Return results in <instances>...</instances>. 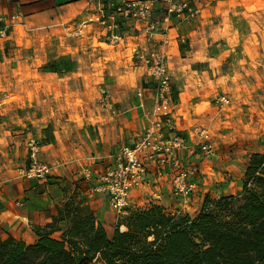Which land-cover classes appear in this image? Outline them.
Instances as JSON below:
<instances>
[{"label": "rangeland", "instance_id": "rangeland-1", "mask_svg": "<svg viewBox=\"0 0 264 264\" xmlns=\"http://www.w3.org/2000/svg\"><path fill=\"white\" fill-rule=\"evenodd\" d=\"M215 19L214 28L205 32V40L195 47L184 45L186 49L182 58L179 57L181 62L171 70L173 105L164 110L174 112L177 105H183L184 112L181 113L187 116L188 121L182 127H177L175 121L173 123L176 133L185 140L187 149L176 154L175 164L160 166L147 162L151 175L158 176L164 172L170 179L169 192L160 201L156 192L151 194L153 187H150L145 191L147 197L143 195L142 198L140 194L132 197L137 205L133 207V204H129L126 211L147 209L161 202L166 204L159 205L166 214L195 218L207 197L218 200L239 196L251 156L264 154V0L246 1L237 9L232 7V11ZM95 24L97 30H93ZM78 26H70L67 33L60 32L59 26L48 27L44 32L35 31L33 45L26 47L28 44L24 42L18 56H0V114L48 115L52 126L57 128L66 124L64 134L56 137L52 133L55 128L52 127L47 137L56 146L61 140L60 149L64 150L56 153L67 161L66 166L73 167L75 171L81 170L79 163L84 169L91 167L95 156L93 150L97 145L90 141L93 136L96 137L90 131V128H94V120L86 118L91 117L89 114H112V111L117 114L120 111L117 107L120 103H114L116 101L113 102L114 107H110L112 91L116 86L102 85L99 88L98 82L105 77L115 83L130 85L134 75L130 65L125 66V61L134 65L136 59L133 49L119 54L116 52L118 49H109L105 44L89 39L92 32L102 33L97 22H88L86 28H81L82 33ZM73 33L76 35H71ZM110 41L106 43H118ZM108 49L112 50V54L106 59L104 51ZM192 50L194 53H190ZM148 78L151 80L150 76ZM148 86L149 93H155V83L149 81ZM129 89L125 87V93ZM103 90H109V93H103ZM119 94L118 99L122 98L123 93ZM129 94H133V91ZM153 105L156 111L153 112L161 114L163 109H157L156 103ZM82 114L85 115L83 120L79 117ZM202 131L205 132L203 136ZM114 137L121 140L122 136ZM136 138L130 140L136 141ZM139 138L138 141L142 136ZM34 141L40 153L45 140L41 136L40 140ZM132 144L119 145L115 152H119L122 146L131 147ZM205 145L207 150L203 149ZM27 148V159L17 151L12 152L14 158L11 159L17 162L20 157L19 160L23 162L21 166L26 165L29 146ZM46 164L52 173L54 166ZM182 176L187 186L195 184L196 187L187 193L176 194L174 180ZM87 186L69 182L64 187L63 203L73 199L92 209V205L82 197ZM143 187L134 189L133 193ZM93 193L97 194L95 191ZM100 197L105 198V195ZM114 215L116 224L113 223ZM126 215H107L105 230L110 238L117 229L125 230L119 228V224ZM94 264L102 263L96 261Z\"/></svg>", "mask_w": 264, "mask_h": 264}, {"label": "crops", "instance_id": "crops-1", "mask_svg": "<svg viewBox=\"0 0 264 264\" xmlns=\"http://www.w3.org/2000/svg\"><path fill=\"white\" fill-rule=\"evenodd\" d=\"M122 1L0 0V30L6 31L5 37L0 36V56H18L24 48V42L28 44L26 47H30L31 44L33 45L35 31L44 32L48 27L54 28L55 26H59L60 32L67 33L71 28L70 26L79 25L78 29L82 33L81 28L83 26L86 28L87 22L98 16L102 8L105 9L107 14H111L114 11L115 5ZM179 1L188 3L190 7L198 9L199 14L189 19H183L174 15L170 24L163 25L159 33L153 36L152 40L155 43L148 40L144 33L145 25L142 22L125 20L123 18L118 19L120 23L119 34L122 39L117 44L111 45L106 43V41H110L109 35L101 28L99 29L102 33L90 32L89 39L93 41L97 40L99 44H105L109 49L116 48L118 49L116 52L119 54H124L129 49H133L134 59L137 49H149L156 44L160 51L167 53L169 66L172 70L173 66L181 62L179 57L182 58L183 52L186 49L184 45L195 47L198 42L205 40L206 30L214 28L212 27L213 23L217 21L215 17L224 16L229 11H232V7L237 9L238 5H243L246 1L255 2L263 0ZM164 8L165 5L162 3L157 5L153 14L154 19L161 20L164 15ZM96 26V24L93 25V30L98 28ZM164 32H166V35ZM22 33H25V36H22ZM71 35L76 34L73 33ZM208 37H211V35H208ZM165 42L167 44H164ZM109 49L104 51L106 59L112 54V50ZM190 53H194V51L192 50ZM198 53L200 52H196V54ZM34 56L37 59V56ZM15 59H12V61ZM34 62L35 60H33L32 65H34ZM125 62L126 67L130 65V71L134 75V79L130 80V85L122 84L121 82L115 83L105 77L98 82L97 86L99 88H102V85L116 86L112 91L113 98H111L112 103L110 107L113 108V102L116 101L114 103H120V105L117 104L120 111L117 114L115 111H112V114H89L91 117L86 118V120H94L92 124L94 128H90V131L96 137L93 136V139H90V141L93 145H97L93 150L95 153V156L92 158L93 164L87 169H84L85 167L81 166L80 163L79 167H81L82 171L79 169L75 171L73 167L66 166L67 161L62 160L61 156L56 153V151L60 152L64 150L60 149L62 145L61 140H59L56 146L54 145V141L49 140V137H47L51 134L52 127L55 128V131L52 133L56 137L64 134L67 131L66 124L59 125L56 128L52 126L51 117L48 115L0 114V241L14 238L22 240L27 244L34 243L36 240V228L47 226L57 215L56 208L62 205L65 198L64 187L69 182L74 185H88L82 194L83 200L87 199L86 203L92 205L98 221L106 229L107 215H113L115 212L111 209L106 196L105 198H101L100 195L93 193L98 175L114 166L115 155L118 153V151L115 152V149L119 145L137 143L140 139L139 137L144 136L152 120L165 121L168 118V116H163L166 110L161 111V114L154 113L156 112L153 105V103H156L155 93H149V88L152 85L147 87V84L149 81L155 82L152 78L149 80L148 76L150 75L147 69L137 59L134 60V65H131V62ZM106 69H109V63ZM79 85L81 86V80H79ZM125 87L130 88L126 93ZM155 87H157L156 83ZM132 91L133 94H129ZM139 91H142V98L138 97ZM105 92L109 93V90H103V93ZM119 93L123 94L122 98L118 99L120 97L118 96L120 95ZM108 97L110 96L108 95ZM116 97L117 99H115ZM125 103L126 106H124ZM182 108L183 105L179 104L175 107L174 112L169 111L172 113L169 117L172 119V122L175 121L174 123L177 127H182L188 121L187 116L181 113L184 112ZM157 109L160 108L157 107ZM79 117L83 120L85 115L82 114ZM8 121L11 122L8 123ZM115 135L122 136L121 140H118V138L116 140ZM41 136L45 141L44 146L40 148L39 159L42 162L45 161V163L52 164L54 171H52L46 180H29L24 177L23 172L28 168L30 159L27 160L26 165L21 166L23 162L19 160L20 157L17 158V162L11 159L14 158L12 152L17 151L21 157H26L27 159L29 142L34 139L40 140ZM99 136L101 140H99ZM133 137L138 138H136V141H131L130 139H133ZM56 147L59 148L56 149ZM150 162L152 163V161ZM86 172L91 174V178L87 179L85 177ZM83 179L84 182H82ZM169 180L164 172L156 176L155 174L151 175L149 171L148 183L138 191L131 192L129 204H133V207L136 206L137 204L132 200V197L140 194L143 198V195H146L145 191L147 189L150 190V187H153L151 194L156 192V196L161 201V197L163 195L166 196L169 192L167 191L170 189L168 187L170 184ZM158 190L161 192H157ZM158 204L162 206L166 205L161 202H158ZM108 208L110 211H108ZM182 209L187 208L183 207ZM116 221L117 218L114 215L113 223L116 224ZM61 226L64 227V224H61ZM59 236V233L54 235L56 238Z\"/></svg>", "mask_w": 264, "mask_h": 264}, {"label": "trees", "instance_id": "trees-1", "mask_svg": "<svg viewBox=\"0 0 264 264\" xmlns=\"http://www.w3.org/2000/svg\"><path fill=\"white\" fill-rule=\"evenodd\" d=\"M56 211L34 243L0 241V264H264V154L251 156L239 196L207 197L195 218L130 210L110 238L89 205Z\"/></svg>", "mask_w": 264, "mask_h": 264}, {"label": "built area", "instance_id": "built-area-1", "mask_svg": "<svg viewBox=\"0 0 264 264\" xmlns=\"http://www.w3.org/2000/svg\"><path fill=\"white\" fill-rule=\"evenodd\" d=\"M160 3L165 5V8L163 17L158 20L154 19L153 14ZM198 14V9L179 0H123L115 5L113 13L107 14L102 8L99 15L88 22H97L101 29L108 33L111 42L115 43L122 39L118 19L140 21L145 25L144 33L148 40L155 43L152 40L153 36L159 33L163 25H169L174 15L189 19ZM164 34L166 35V32ZM5 35L6 31L0 30V36ZM135 58L143 64L157 85L155 91L157 107L163 110L170 108L173 105V88L167 53L160 51L154 44V47L149 49H137ZM142 96V91H139L138 97ZM170 114L169 111H165L163 116H168L165 121L152 120L141 140L133 147H122L115 155L114 166L98 175L94 191L107 196L111 209L117 215L126 213L131 192L148 183V161L160 166L175 164L176 154L187 149L185 140L175 131ZM201 135H205V132L202 131ZM28 146L30 164L23 172L24 177L29 180H46L51 175L50 166L39 159V146L36 141L31 140ZM207 148L206 145L203 147L204 150ZM85 177L89 179L91 174L86 172ZM174 184L176 194L184 191L187 193L196 187L195 184L187 186L184 176L175 179Z\"/></svg>", "mask_w": 264, "mask_h": 264}]
</instances>
